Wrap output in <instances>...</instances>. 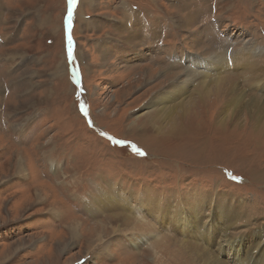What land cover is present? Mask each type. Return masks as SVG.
Returning a JSON list of instances; mask_svg holds the SVG:
<instances>
[{"label": "rangeland", "instance_id": "374dc122", "mask_svg": "<svg viewBox=\"0 0 264 264\" xmlns=\"http://www.w3.org/2000/svg\"><path fill=\"white\" fill-rule=\"evenodd\" d=\"M226 50L231 66L187 78ZM260 69L264 0H0V264H201L176 240H195L225 196L263 228L264 108L248 102L264 101ZM232 80L247 102L219 123L225 99L198 91ZM109 183L142 213L98 204ZM118 213L122 231L107 222ZM245 218L228 237L249 240ZM226 223L205 239L236 264L245 248L220 241Z\"/></svg>", "mask_w": 264, "mask_h": 264}, {"label": "bare ground", "instance_id": "6f19581e", "mask_svg": "<svg viewBox=\"0 0 264 264\" xmlns=\"http://www.w3.org/2000/svg\"><path fill=\"white\" fill-rule=\"evenodd\" d=\"M91 1L92 0H87L88 4L90 5L91 4ZM94 1V0H93ZM127 30V29H126ZM224 49V48H223ZM225 50V49H224ZM256 53V52H255ZM213 54V53H212ZM251 54H254V52H251ZM215 55V54H214ZM210 57V56H209ZM217 57V56H216ZM213 59V58H212ZM216 59V58H215ZM234 60V59H232ZM232 60L231 58L229 57V53H227V50L226 52H224L223 54H221L218 58L217 61H212L210 60V58H199L197 60H193L192 63H190V65L195 68L193 70L190 71V75L189 77H187L188 79L189 78H193V77H197L198 75H203V76H208L209 74V71H213L215 70L217 72V70H219L221 68V65L224 67V68H227L229 66H231V63H232ZM236 61V60H235ZM252 67V66H251ZM208 70V71H207ZM231 71V70H230ZM208 72V73H207ZM229 72V71H228ZM227 72V73H228ZM264 72H263V69H260V70H255L253 71V74L255 77H256V84H257V89L258 88H261V89H264ZM224 75V73H223ZM227 75V76H226ZM251 75V76H252ZM211 76V75H210ZM220 76V75H219ZM226 77H232V75L230 74H225ZM225 77V80L227 79ZM206 79V78H205ZM252 79V78H251ZM193 80V79H192ZM203 80V79H202ZM213 80V79H212ZM220 80V79H219ZM222 80V79H221ZM227 80H231V79H227ZM182 81V80H181ZM200 81V80H199ZM223 81V80H222ZM187 82H189L187 80ZM201 83V82H200ZM205 83V82H204ZM185 84H181L180 86H178L177 88V91L181 88V86L183 87ZM203 85V84H202ZM200 86V85H199ZM205 86V85H204ZM187 87V86H186ZM260 89V90H261ZM216 93H219L224 99L225 101L223 102L222 106L224 105V108H223V114H219L220 116V119L218 120L219 123H223V122H226V119H227V116L225 114H231L229 113V111H232L233 113V118L235 119V122H239L240 120V115H241V112H242V109L244 107V105L246 104L247 100H246V95H245V92L243 91V89L239 86V84L237 82H235L234 80L232 81H226V82H222L221 84H217V86L215 87H209L208 85L205 87V89H201L198 91V94L201 95L202 94H205V95H209L211 93H213L214 91H216ZM254 91V90H253ZM168 95V96H167ZM179 95V94H178ZM248 95V94H247ZM170 96V93H165L164 95H160V99H163V98H167ZM203 96V95H202ZM215 97V96H214ZM192 99V98H191ZM158 100V99H157ZM213 100V99H212ZM220 100V99H218ZM248 102H249V105L252 106V109L254 111V113L256 115L259 116V111L264 108V101L259 99V98H256V97H250L248 98ZM159 103V102H158ZM182 104L181 102L179 103V105ZM167 105V104H166ZM171 110L174 108L173 106H170ZM239 108V109H238ZM167 110V109H166ZM241 112H240V111ZM250 110V109H248ZM162 112V111H161ZM169 117H171V113L173 112H169V110H167ZM164 114V112H163ZM161 115V114H160ZM252 115V114H251ZM148 116V115H147ZM172 116H174V114H172ZM229 118V117H228ZM165 120V119H164ZM257 121V118L255 119ZM261 121V120H259ZM261 123V122H260ZM19 166V165H18ZM24 169V168H23ZM110 182V181H109ZM100 186V185H99ZM101 188V187H99ZM107 190H100L97 195H102V198H104V195L105 194L107 197L104 198L102 200L101 197H99V199L101 200L100 202L97 201V203L99 204H106V205H109V206H112V205H115V208H122V209H127L129 211H131L132 208H136L138 210V212L140 211L142 213V209H141V206H134V205H130V206H127V205H124V202H127L129 199H131V197H126L127 196V192L126 191H122L121 192V188H117L114 184H111L110 183L107 185ZM108 192H112V193H108ZM116 192L118 193L119 192V196L116 197ZM102 193V194H101ZM130 196V195H129ZM155 198V197H154ZM158 203L160 204L161 203V199L160 198H156ZM204 200L202 201H197V205L198 206H201L202 205V208L204 209V201L205 200H208V198L204 197L203 198ZM227 196L224 197V199H222L220 201V203L215 207V210H214V213L215 216L214 218H211V215L212 214H208V213H205V216L207 217L206 219H204L203 217L200 218V232H199V236L197 238H195V240H192L191 242H186V241H183V240H176V242L179 244V245H182L183 247H185L188 251H189V254L191 256V259H198L199 261H201V264H226L224 263L223 261L219 260L217 254L215 253V250H212L211 248H209V243L210 241L208 239H205V238H209V236L212 234V230H211V225H213L214 227L218 226L219 223L221 222V220L223 218L226 219L227 223L225 224V229H226V226H227V229L221 233V231H218V233L216 234V237H218L220 235V241L222 240H225V241H230V244L228 246H232L233 248H236L237 249V246L238 245H241L244 246V250H245V254H246V257L242 259V261L240 260V264H245V260L247 259H251L252 261L254 260V252L253 250L255 248H260V254L264 252V245H260V244H264V227L263 228H252V224H251V220L248 216V213L244 212L242 214L239 213V210H236L235 207H232L231 204H230V201H227ZM96 198L93 200L95 201ZM201 200V199H200ZM229 200V199H228ZM102 202V203H101ZM180 202V201H179ZM209 203V201H208ZM211 205H213V202H210ZM100 206V205H99ZM107 206V207H109ZM207 207H210V205ZM104 208V207H103ZM238 209V208H237ZM98 210V209H97ZM96 210V211H97ZM133 210V209H132ZM209 210V209H208ZM246 210V209H245ZM100 211V210H99ZM204 211H207V209H205ZM247 211V210H246ZM123 213V212H122ZM131 213V212H130ZM144 213V211H143ZM151 213H155V216L156 218H159V210H154V209H151ZM125 214V213H123ZM122 214V215H123ZM127 214V213H126ZM132 214V213H131ZM147 214V213H146ZM174 214L175 211H174ZM173 214V220H175L177 217L174 216ZM121 214H117V215H113V216H108V221L109 222V225L110 224H113V223H116V222H119L120 219L122 220L121 223H119L118 226H113V230H116V231H122V227L121 224H123L124 226L128 225V220L126 218V216H122ZM209 215H210V218H209ZM241 215H244L246 216L245 218V229H249L248 231V236H249V240H248V237H246L245 235H239V237H237V239L239 238V240H235V239H232V237H228L230 236V231H229V228H233V223L235 222V219L237 218H240ZM231 217H235L233 219V221H230V218ZM130 218V216H129ZM128 218V219H129ZM132 218V217H131ZM253 219V218H252ZM132 220V219H131ZM134 220V219H133ZM138 220V219H137ZM142 220V219H141ZM182 220L183 222H186V227L187 229L189 230H192V224L191 223H188V220L186 217H182ZM156 221V220H155ZM139 222V221H138ZM163 222H166V220L163 218ZM237 222V221H236ZM247 222H249V224H247ZM76 224V223H75ZM75 224H71V234H73L72 236L75 238L76 235L79 233V229H76L78 228ZM118 224V223H117ZM100 225V224H99ZM249 225V226H248ZM111 226V225H110ZM103 227V226H102ZM104 228V227H103ZM112 228V227H111ZM128 228V226H127ZM126 228V229H127ZM173 228V227H172ZM105 229V228H104ZM125 229V228H124ZM130 229V228H129ZM171 229V228H170ZM103 233V232H102ZM117 233V232H116ZM216 233V231H215ZM161 234V233H160ZM156 235L159 237V235ZM102 235V234H101ZM189 235L190 237L193 238V236L189 233L187 234ZM101 237V236H100ZM108 237L107 234H103V237L101 238L99 244L97 245H94L91 247V249L93 248L94 251H97V249L99 248H104L103 244H105V242L109 241V239L107 241H104V239ZM145 236L143 235L142 239H144ZM172 238V237H171ZM234 238V237H233ZM173 239V238H172ZM244 239L247 241H249V244L246 245L244 243ZM175 240V239H173ZM104 241V242H103ZM167 242V241H166ZM194 243V244H192ZM170 244V243H169ZM169 246V245H168ZM174 246V245H173ZM170 247V246H169ZM27 248V247H26ZM108 248V247H107ZM219 248V247H218ZM230 250V249H229ZM92 251V250H91ZM106 251V249L104 250H101L100 252L102 254H104V252ZM109 251V250H108ZM163 251V250H162ZM168 251V250H167ZM170 251V250H169ZM168 251V252H169ZM107 253V251H106ZM163 253V252H162ZM161 253V254H162ZM187 253V252H186ZM94 254V253H93ZM101 255V254H100ZM156 256V255H155ZM158 256V255H157ZM161 256V255H160ZM159 256V258H160ZM263 258V262H264V256L262 257ZM223 259V258H222ZM241 259V257H240ZM195 262V261H194ZM227 264H230L227 263Z\"/></svg>", "mask_w": 264, "mask_h": 264}, {"label": "snow or ice", "instance_id": "6c2138e0", "mask_svg": "<svg viewBox=\"0 0 264 264\" xmlns=\"http://www.w3.org/2000/svg\"><path fill=\"white\" fill-rule=\"evenodd\" d=\"M77 0H70V3L75 4ZM71 19H72V13L69 12L68 14V20H69V25H71ZM69 41L71 42V37H69ZM69 52L71 54V49H69Z\"/></svg>", "mask_w": 264, "mask_h": 264}, {"label": "water", "instance_id": "95a60500", "mask_svg": "<svg viewBox=\"0 0 264 264\" xmlns=\"http://www.w3.org/2000/svg\"><path fill=\"white\" fill-rule=\"evenodd\" d=\"M253 264H257V263H260V264H264V262L259 258L258 262H257V259L255 258V260L252 261Z\"/></svg>", "mask_w": 264, "mask_h": 264}, {"label": "clouds", "instance_id": "9594fccd", "mask_svg": "<svg viewBox=\"0 0 264 264\" xmlns=\"http://www.w3.org/2000/svg\"><path fill=\"white\" fill-rule=\"evenodd\" d=\"M236 258H238V261H237L236 264H240V257H234V259H236ZM256 259H257V262H258L259 258H256ZM257 264H260V263H257Z\"/></svg>", "mask_w": 264, "mask_h": 264}, {"label": "crops", "instance_id": "0c3cea01", "mask_svg": "<svg viewBox=\"0 0 264 264\" xmlns=\"http://www.w3.org/2000/svg\"><path fill=\"white\" fill-rule=\"evenodd\" d=\"M174 204L178 205L179 204V201H178V203H174Z\"/></svg>", "mask_w": 264, "mask_h": 264}]
</instances>
